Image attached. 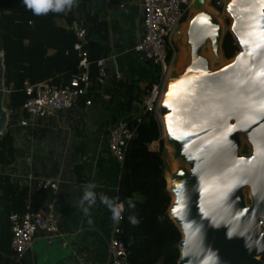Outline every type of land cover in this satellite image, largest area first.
Wrapping results in <instances>:
<instances>
[{
  "label": "water",
  "instance_id": "95a60500",
  "mask_svg": "<svg viewBox=\"0 0 264 264\" xmlns=\"http://www.w3.org/2000/svg\"><path fill=\"white\" fill-rule=\"evenodd\" d=\"M172 41L156 115L176 264H264V0H192ZM4 87L0 50V135Z\"/></svg>",
  "mask_w": 264,
  "mask_h": 264
},
{
  "label": "crops",
  "instance_id": "0c3cea01",
  "mask_svg": "<svg viewBox=\"0 0 264 264\" xmlns=\"http://www.w3.org/2000/svg\"><path fill=\"white\" fill-rule=\"evenodd\" d=\"M72 14L86 21L92 60L105 59L107 79L101 82L97 73L93 74L91 89L73 107L30 120L28 125L19 124L21 117H27L21 105L9 108L4 101L9 120L12 114L17 119L6 126L12 135L14 159L4 165L0 151V171L28 188L24 203L35 208L53 205L62 235L48 240L37 233L24 257L16 262L10 243L6 245L11 229L4 201L0 200V264L108 261L111 213L98 200L91 209L94 223L89 225L78 201L89 181L98 185V193L110 197L117 190L122 165L108 151L106 133L118 118L141 116L142 96L155 77V64L133 49L142 33L141 0H79ZM116 71L121 74L119 78L114 76ZM105 94L110 98L103 99ZM87 98L90 104L85 103ZM43 176L61 179L55 195L33 190Z\"/></svg>",
  "mask_w": 264,
  "mask_h": 264
},
{
  "label": "trees",
  "instance_id": "16d2710c",
  "mask_svg": "<svg viewBox=\"0 0 264 264\" xmlns=\"http://www.w3.org/2000/svg\"><path fill=\"white\" fill-rule=\"evenodd\" d=\"M217 1L213 0L214 3ZM216 5L220 7V4ZM74 19L72 10L36 16L22 0H0L4 85L10 89L4 101L7 100L9 108H15L25 100V79L38 82L52 78L57 83H66L77 71L79 55L73 48L75 35L70 29ZM86 47L92 59L88 44ZM223 48L226 57H231L237 49L229 33L225 35ZM95 73L96 66L92 63L91 79ZM140 118L139 122L135 117L126 118L130 125L136 126V134L128 143L118 188L113 193V197L118 196L124 203L119 223L120 238L127 248L130 264H176L180 233L166 214L170 196L165 190L163 176L161 126L153 113H142ZM16 119L12 114L9 122ZM153 141L158 142V148H150ZM0 151L3 164H11L14 145L8 127L0 135ZM27 192L26 186H19L7 173L0 171V200L4 201L7 218L9 211L24 209ZM128 199L135 204L134 209L128 207ZM129 215H136L140 223L137 226L130 224ZM9 243L10 238L6 245Z\"/></svg>",
  "mask_w": 264,
  "mask_h": 264
},
{
  "label": "built area",
  "instance_id": "2783aa9c",
  "mask_svg": "<svg viewBox=\"0 0 264 264\" xmlns=\"http://www.w3.org/2000/svg\"><path fill=\"white\" fill-rule=\"evenodd\" d=\"M221 1L218 0L216 3L220 4ZM191 2L192 0H141L142 33L133 49L151 63L158 64L159 69L155 79L150 82L142 96L143 113L150 112L157 117L156 108L176 54L172 33L186 16ZM70 29L75 35L73 48L79 55L77 71L66 83H57L52 78L38 82L25 79L23 89L26 98L21 104V109L27 114V117L20 118V125H28L30 120L42 119L51 113L73 107L91 89L90 67L92 63L96 66L98 80L104 82L107 79L105 59L92 60L89 57L86 47L88 33L86 21L82 18H75L70 24ZM114 76L119 78L121 74L116 71ZM9 91V88L4 87V92L8 93ZM109 98V94L103 96V99ZM85 103L90 104L91 100L87 98ZM136 119L137 122L141 120L140 117ZM135 134L136 126L130 125L126 118H118L107 130L108 151L121 165L128 143ZM60 182L61 179L58 177L43 176L37 179L33 190L36 193L48 190L55 195ZM120 202L124 206L123 201L120 200ZM8 220L11 229L10 247L14 260L18 263L30 248L37 233L44 234L48 240L62 235L58 218L51 203L39 208L25 203L23 210L9 211ZM119 223H113V221L111 223L107 264H130L127 248L120 238Z\"/></svg>",
  "mask_w": 264,
  "mask_h": 264
},
{
  "label": "clouds",
  "instance_id": "9594fccd",
  "mask_svg": "<svg viewBox=\"0 0 264 264\" xmlns=\"http://www.w3.org/2000/svg\"><path fill=\"white\" fill-rule=\"evenodd\" d=\"M22 4L36 16L47 15L49 12L64 13L79 6L78 0H22ZM97 187L98 185L94 181L84 184L82 195L78 201V207L83 215L89 217L88 224L93 225L94 223L91 218V209L97 204L98 200L110 211V218L113 223H119L124 211L120 198L118 196L110 197L103 192L98 193L96 191ZM127 204L129 208H135V204L131 199L127 200ZM128 221L133 226L140 223L136 215H129Z\"/></svg>",
  "mask_w": 264,
  "mask_h": 264
},
{
  "label": "rangeland",
  "instance_id": "374dc122",
  "mask_svg": "<svg viewBox=\"0 0 264 264\" xmlns=\"http://www.w3.org/2000/svg\"><path fill=\"white\" fill-rule=\"evenodd\" d=\"M213 4L216 5V3H214V2H213ZM226 23H229L228 18H226ZM158 70H159V69H158V64H155V76H156ZM6 95H7V93L5 92V96H4V98L6 97ZM149 146H150V148H154V149H156V148H158V143H157V142L154 143V144H151V143H150Z\"/></svg>",
  "mask_w": 264,
  "mask_h": 264
},
{
  "label": "snow or ice",
  "instance_id": "6c2138e0",
  "mask_svg": "<svg viewBox=\"0 0 264 264\" xmlns=\"http://www.w3.org/2000/svg\"><path fill=\"white\" fill-rule=\"evenodd\" d=\"M242 43H244V41H242ZM261 75H264V73H261ZM170 87H176L175 85H173V86H170ZM169 95H172V93L170 92L169 93ZM169 131L171 132L172 131V129H171V127L169 128ZM173 212L175 213L176 212V209H173Z\"/></svg>",
  "mask_w": 264,
  "mask_h": 264
}]
</instances>
